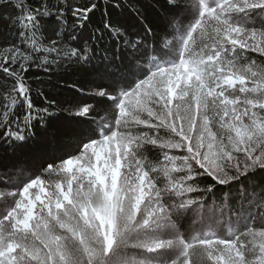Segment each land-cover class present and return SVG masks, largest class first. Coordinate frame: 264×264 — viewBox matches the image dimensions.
<instances>
[{
  "label": "snow or ice",
  "instance_id": "6c2138e0",
  "mask_svg": "<svg viewBox=\"0 0 264 264\" xmlns=\"http://www.w3.org/2000/svg\"><path fill=\"white\" fill-rule=\"evenodd\" d=\"M0 32V264H264V0H0Z\"/></svg>",
  "mask_w": 264,
  "mask_h": 264
},
{
  "label": "trees",
  "instance_id": "16d2710c",
  "mask_svg": "<svg viewBox=\"0 0 264 264\" xmlns=\"http://www.w3.org/2000/svg\"><path fill=\"white\" fill-rule=\"evenodd\" d=\"M95 19L97 22L99 21V13H97ZM4 38H5L4 33L0 32V41H3ZM250 56L253 58H257L256 54H250ZM257 62L259 63V58H257ZM28 75L31 77L33 88H37V87L42 88L44 92L49 95L50 98H59L70 95L65 90L66 84L81 79L82 73L54 74L52 75L50 81L48 75L40 71H32ZM36 77H39L42 83H37ZM60 85H64V87H61ZM64 115H65L64 113H61L59 123H66L64 119ZM67 115L69 116V118L71 117L70 113H68ZM62 148L63 145L57 142L55 145L50 146L48 150V155L51 156L53 149H62ZM22 159L31 163L34 160V155L29 153L27 150H24Z\"/></svg>",
  "mask_w": 264,
  "mask_h": 264
}]
</instances>
